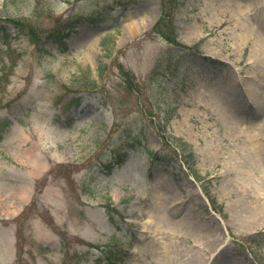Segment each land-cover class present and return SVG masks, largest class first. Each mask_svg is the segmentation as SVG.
Masks as SVG:
<instances>
[{"label": "rangeland", "instance_id": "1", "mask_svg": "<svg viewBox=\"0 0 264 264\" xmlns=\"http://www.w3.org/2000/svg\"><path fill=\"white\" fill-rule=\"evenodd\" d=\"M70 15L93 23L60 41ZM1 34L0 264H83L112 236L120 264H264V168L237 109L264 124V93L240 89L264 83V0H0ZM87 72L99 86L78 91ZM145 146L169 159L147 168ZM250 180L255 229L233 206Z\"/></svg>", "mask_w": 264, "mask_h": 264}, {"label": "bare ground", "instance_id": "2", "mask_svg": "<svg viewBox=\"0 0 264 264\" xmlns=\"http://www.w3.org/2000/svg\"><path fill=\"white\" fill-rule=\"evenodd\" d=\"M243 37L246 38L245 36H243ZM95 43L96 42L90 43L89 46L92 48L93 45H95ZM253 94L256 95V93H253ZM205 150L208 151V153H206V156H211L212 157V154L210 155V152H209V147H206ZM215 158H217V154L215 155ZM259 162L261 163L260 160H259ZM248 184L252 188L251 189H245V190L242 189V191H243V193H242L243 200H238V202H235L236 204L233 202V206H235L236 208H239V206H240L239 204H240V202H242L241 204H243V206L245 208H248L251 211V215L250 216L249 215L247 216V211L244 212V215L246 214V216L242 215L241 216V219H242V223L244 224L243 226H245L247 224L246 225L247 227L250 226L252 229H255L256 227H258L259 224H262V223H259L258 221L256 222L257 219L255 218V215H254L255 212H256V210L258 211L260 208L258 207L259 205L257 206L258 208L255 207L257 205V203H258L257 200L253 201L252 202V206H251L248 203L249 200H247V198L249 196H251V195H254V194H256V196H260L262 193L260 192L261 189L258 186V182H257V185H255L256 184V181L255 180H250ZM252 185H255V186H252ZM245 208L243 209V211L245 210ZM262 218H264V216H262ZM214 237H215L214 239H216L218 236H215L214 235ZM220 247H222V246L219 245V248ZM222 251H223V256H224V252H227V251L225 249L222 250ZM213 252L214 251H211L212 254H213ZM226 255H228V254H226ZM218 257H220V256H218ZM229 258H230V256H226L224 259L227 261Z\"/></svg>", "mask_w": 264, "mask_h": 264}, {"label": "trees", "instance_id": "3", "mask_svg": "<svg viewBox=\"0 0 264 264\" xmlns=\"http://www.w3.org/2000/svg\"><path fill=\"white\" fill-rule=\"evenodd\" d=\"M165 16H167V14H165ZM76 20H77V18H75V16H68V17H66V19H65V21H64V23L61 25V26H59L58 28H60V30H62L63 32L65 31V30H67V29H69L73 24H75V22H76ZM164 20V18L163 17H161V21H163ZM52 34V33H51ZM47 36H48V34H47ZM46 36V37H47ZM50 37V39H52V38H54L55 36H53V35H49ZM5 38H7V36L5 35ZM167 38H169V37H167ZM55 39V38H54ZM85 80H87V76H84L83 77ZM90 82H91V84L92 85H95V82H94V80H90ZM113 251H109V260L111 261V263L114 261V259L113 258H115L116 257V259H119V256L115 253V252H113Z\"/></svg>", "mask_w": 264, "mask_h": 264}]
</instances>
